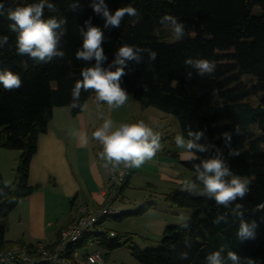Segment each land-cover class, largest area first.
<instances>
[{"label": "trees", "instance_id": "trees-1", "mask_svg": "<svg viewBox=\"0 0 264 264\" xmlns=\"http://www.w3.org/2000/svg\"><path fill=\"white\" fill-rule=\"evenodd\" d=\"M4 2L14 8L38 0ZM49 2L56 10L45 8L44 18L66 19L65 33L61 37V48L66 55L50 63L41 64L17 55L16 34L9 30L10 21L0 16V36L8 37V44L0 48V70L19 74L23 82L20 89L13 91H6L0 85V148L20 152L16 168L18 182L6 185L0 172V251L14 247L31 250L34 246L21 240H6L8 216L21 200L38 189L29 185L30 162L37 151L38 136L47 131L54 108L68 107L73 116L81 113L70 107L71 89L81 68L89 64L77 60L75 52L82 44L79 29L91 19L106 37L104 67H108L122 44L157 52L154 62L148 61L147 53L142 54L145 62H129L128 74L123 77L121 86L143 109L153 108L175 116L185 139L189 129L204 131L206 140L200 142L220 148L231 171L250 181L251 191L237 203L244 205V219L256 221L258 227L254 240L241 242L236 237L239 218L233 216L230 209L175 189L166 194L164 200L173 207L192 211L193 215L188 220V228L168 225L159 241L160 247L141 249L130 234L110 237L107 232L86 237L79 247L93 241L105 260L111 252L127 247L139 264H206V256L223 246L225 256L231 250L242 260L247 257L254 264H264V0H105L113 12L128 5L139 12V17L125 16L119 29L110 30L103 28L104 20L93 12L92 0H79L75 12L69 10V5L76 0ZM164 14L173 15L184 23L183 40L168 41L166 28L159 23ZM188 57L214 61L215 72L199 77L193 71L192 78L186 79L183 62ZM246 75L253 79L245 82ZM145 84L148 91L142 87ZM92 95L95 96L82 91L81 102L86 103ZM224 132L232 133V148L238 156H228L221 136ZM163 141L161 139V144ZM214 154L215 149L210 148L209 152L197 155L205 159ZM182 164L194 173L195 179L193 163ZM129 181L130 177L122 194ZM154 207V202L150 201L136 211L112 217L124 221L144 215ZM221 215H226L227 221L214 224ZM185 241L191 243L190 249L185 247ZM184 251H188V259L181 260L179 254Z\"/></svg>", "mask_w": 264, "mask_h": 264}, {"label": "clouds", "instance_id": "clouds-1", "mask_svg": "<svg viewBox=\"0 0 264 264\" xmlns=\"http://www.w3.org/2000/svg\"><path fill=\"white\" fill-rule=\"evenodd\" d=\"M79 7V0L69 5V10L75 12ZM90 7L93 12L104 20V29L120 28L125 16L139 17L137 8L128 5L111 11L105 0H92ZM55 11V5L49 0H38L23 6H6L4 0H0V16H4L9 23V30L16 34L15 50L19 56H27L29 59L41 64L50 63L56 58L63 59L65 52L61 48V37L65 33L64 25L66 19H57L54 16L44 18V11ZM159 23L170 31V38L179 42L185 37V25L177 17L164 14L159 18ZM82 44L75 52V58L80 61L89 62L88 66L81 68L79 78L71 89L70 107L87 111V104L80 100L81 92H92L95 94V102L106 104L109 109H118L126 104L129 94L121 86L122 79L128 74L126 69L129 62L136 64L144 61L143 53H147L148 61L154 62L157 52L150 48H141L122 44L114 53V59L104 67L107 60L103 44L105 42L104 31L99 26L91 23V19L84 22L79 29ZM8 44L7 36H0V48ZM95 63H90L92 61ZM185 78L191 79L193 71L199 77L211 76L216 70V64L206 58L188 57L183 62ZM114 69V70H113ZM150 70V69H149ZM22 79L19 74L10 70H0V85L6 91L18 90L22 87ZM148 91V86H142ZM99 118L103 123L92 132L101 151L99 158L104 162L103 166L112 172L123 169L141 168L150 162L162 149L161 137L152 127L143 121L137 123H119L118 125L110 118L99 112ZM235 131L238 133L239 129ZM70 135L77 138L84 145L89 141L87 133L70 130ZM224 146L228 149V156L235 157L239 153L232 148V133L221 134ZM175 145L182 149L181 156L184 160L193 163L195 179H185L183 189L189 194H198L206 199L213 200L217 206L231 210V214L239 218L236 237L241 242L254 240L256 238V221L244 219V205L237 203L243 201L251 191L250 181L246 177L234 174L229 163L224 159V153L210 143H201L206 140L203 130L193 131L189 129L188 138L182 135L175 136ZM210 148L215 149V154L201 159L198 153H207ZM198 161V162H196ZM123 175V171H120ZM227 216H218L213 223L226 222ZM178 223L182 228H188V220L180 215ZM191 243L185 241V247L190 249ZM224 247L214 250L206 256V264H254L251 258H242L234 251H227L224 255ZM188 251L181 252V260L188 259Z\"/></svg>", "mask_w": 264, "mask_h": 264}, {"label": "crops", "instance_id": "crops-1", "mask_svg": "<svg viewBox=\"0 0 264 264\" xmlns=\"http://www.w3.org/2000/svg\"><path fill=\"white\" fill-rule=\"evenodd\" d=\"M92 96L86 101L87 111L76 116L68 107L54 108L47 131L38 136L37 151L30 162L29 185L38 186V189L21 200L9 214L6 240L55 244L59 231L71 223L82 205L98 207L104 203L102 190L108 185L111 171L103 166L99 158L100 146L92 139V132L103 123L100 111L117 125L143 121L164 139L162 149L152 161L141 168H133L129 186L116 204L120 214L136 211L150 201L155 207L144 215L124 221L109 217L103 224L104 232L112 237L130 234L139 248L146 249L159 242L168 225L179 224L181 214L164 200V196L175 189L184 190L183 181L194 180V173L182 164L186 161L181 156L183 150L173 149L176 148L174 138L178 135L174 120L159 110L143 109L131 94L126 104L118 109L98 105ZM70 130L87 133L88 143L82 145L70 135ZM19 156L18 151L0 148V172L6 185L18 182ZM95 249H99L95 243L85 248L88 252ZM123 249L131 255L127 247H121L111 252L107 259ZM118 260L114 257L113 264H120Z\"/></svg>", "mask_w": 264, "mask_h": 264}, {"label": "built area", "instance_id": "built-area-1", "mask_svg": "<svg viewBox=\"0 0 264 264\" xmlns=\"http://www.w3.org/2000/svg\"><path fill=\"white\" fill-rule=\"evenodd\" d=\"M132 170L121 168L123 175L111 171L108 185L102 190L104 203L98 207L82 205L71 223L59 231L55 244L38 242L31 250L21 247L1 250L0 264H105L100 249L88 252L86 246H79L86 237L103 233L105 220L119 214L116 204L123 198L122 188ZM92 244L93 241L88 243Z\"/></svg>", "mask_w": 264, "mask_h": 264}, {"label": "rangeland", "instance_id": "rangeland-1", "mask_svg": "<svg viewBox=\"0 0 264 264\" xmlns=\"http://www.w3.org/2000/svg\"><path fill=\"white\" fill-rule=\"evenodd\" d=\"M256 11H258V9L256 10ZM166 31V35L167 36H169L170 37V31L168 30V29H166L165 30ZM168 41L169 42H173L172 40H171V38L170 39H168ZM251 79H253L251 76H249V75H246V76H244L243 77V80L245 81V82H250V80ZM254 83H255V80L253 81ZM129 94V93H128ZM129 96H130V94H129ZM92 100H94L95 101V98H94V96H92ZM93 101V102H94ZM137 104V103H136ZM155 111H157L156 109H155ZM159 112H161V111H159ZM163 114H166V113H163ZM166 115H168V114H166ZM170 116V118H171V120H174V122H175V124H176V129H177V131H178V135H182V133H181V131H180V127H179V124H178V122H177V118L175 117V116H172V115H169ZM174 128V129H175ZM174 131V130H173ZM183 136V135H182ZM176 146V145H175ZM170 149H172V146H170L169 147ZM173 149H175V150H177V151H180V150H182V149H178L177 147L176 148H173ZM194 196H200V195H198V194H193ZM201 197H203V196H201ZM174 210H177V212L179 213V214H181V215H183L184 217H186L187 218V220H189L191 217H192V215H193V212L192 211H190V210H187V209H179V208H176V207H174ZM160 241V240H159ZM145 247V246H144ZM153 247H155V248H158V247H160V245H159V242L157 243V244H154L153 245ZM91 250L92 249H94L93 247H91L90 248ZM129 252V251H128ZM117 255H112L109 259H107L106 261H107V264H113V258L115 257V259L118 257V261H121V263L120 264H139L131 255H128V253H127V251H126V249H123V250H121V251H119L118 253H116Z\"/></svg>", "mask_w": 264, "mask_h": 264}]
</instances>
